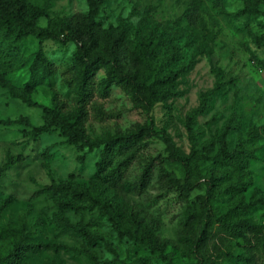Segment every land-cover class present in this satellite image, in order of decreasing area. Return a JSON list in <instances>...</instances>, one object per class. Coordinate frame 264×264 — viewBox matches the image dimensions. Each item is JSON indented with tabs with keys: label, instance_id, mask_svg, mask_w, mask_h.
<instances>
[{
	"label": "rangeland",
	"instance_id": "obj_1",
	"mask_svg": "<svg viewBox=\"0 0 264 264\" xmlns=\"http://www.w3.org/2000/svg\"><path fill=\"white\" fill-rule=\"evenodd\" d=\"M32 1L50 6L52 13L68 18L88 10L86 0ZM223 1L229 13L242 9L239 0ZM191 2L110 0L100 18L105 29L110 30L122 20L138 24L143 17L149 16L185 37L197 36L203 47L212 50V59L200 58L195 69L181 79L174 98L157 106L152 117L158 130L166 131L180 152L189 155L193 139L188 120L206 101L209 110L196 118L192 129L198 150L207 149L214 157L219 152L218 137L224 132L236 109L239 111L237 130L228 137L232 150L249 131L257 130L264 136V67L260 64L264 61V52L257 49L243 33L244 21L220 15L210 3L204 7L206 32L196 33L190 29L184 15ZM41 26L46 27L47 21L42 20ZM40 48L56 65L58 73L52 81H46L36 88L31 102L38 107H30L0 88V168L9 157L23 158V162L0 177V232L20 230L33 240L34 246H51L46 252L30 258L27 264H207L195 246L204 224L186 234L183 231L186 206L176 200L175 195L153 205L152 201L159 195L156 188L143 197L138 196L131 185L127 189L129 212L133 208L136 212L148 210L160 219L161 245H153L127 239L111 218L91 200L60 199L48 192L54 182L69 180L71 176L83 189L88 190L98 170L101 150L71 146L58 131L42 136L38 142L24 138L23 132L30 130L26 121L33 127L42 126L43 108L53 106L51 83L69 107L76 104V95L66 84L76 45L60 46L51 41L40 43L30 38L16 51L17 57L23 62ZM215 69L220 71V77L215 74ZM14 79L20 86H26L30 79L29 68L16 74ZM100 103L112 117L105 123L91 122V142L104 140L108 133L115 135L119 131L126 132L148 122L144 113L133 108L131 97L120 89H115L111 97ZM160 154L168 156V149L162 138H156L147 156ZM257 157L249 165L252 187L244 199L249 214L245 222L264 225V149ZM201 168L199 191L203 194L210 183L216 184L215 206L219 216L240 206V200L232 199L226 192L244 182V175L212 164H202ZM134 169L133 179L138 166ZM101 193L111 202L123 203V198L114 191L103 189ZM217 233L218 226H215L213 234ZM219 236L223 239V252L221 255L213 252L212 257L216 264H227L226 255H237L240 248L237 241L226 239L222 234ZM8 243L7 238L0 243V249Z\"/></svg>",
	"mask_w": 264,
	"mask_h": 264
},
{
	"label": "trees",
	"instance_id": "obj_2",
	"mask_svg": "<svg viewBox=\"0 0 264 264\" xmlns=\"http://www.w3.org/2000/svg\"><path fill=\"white\" fill-rule=\"evenodd\" d=\"M109 1L86 0L87 12L68 18L54 14L50 6L32 0H0V88L8 91L14 99L22 100L30 107H38L31 102L36 88L52 81L58 73L43 48L23 62L18 59L16 51L28 39L35 38L40 43L51 41L60 46L74 44L77 47L66 80L69 89L76 95L75 106L69 107L51 83L54 103L52 107L43 108V125L33 127L26 121L30 130H25L23 135L38 142L42 136L58 131L71 146L100 149L98 170L88 190L71 176L69 180L54 182L48 192L60 199L91 200L111 218L127 239L161 245L160 219L148 210L136 212L133 208L129 212L127 209L129 185L140 197L156 188L159 195L152 201L153 205L175 195V199L186 206L183 221L186 234L204 224L195 246L205 263L216 264L212 253L222 254L223 239L219 236L222 234L226 239L237 241L240 248L239 254L226 255L227 264H264V225L245 222L249 214L244 203L252 187L249 165L258 159L257 154L264 149V136L257 130L249 131L232 150L228 137L237 130L239 111L236 109L218 137L217 155L211 157L207 149L198 150L192 124L197 117L208 112L205 101L188 120L193 139L192 152L182 154L166 131L158 130L152 115L157 106L174 98L181 79L195 69L200 58L211 60L213 52L203 47L197 36L185 37L149 16L143 17L138 24L122 20L116 28L107 30L100 17ZM239 1L242 9L229 13L223 0H192L184 18L190 29L205 33L204 7L210 3L220 15L244 21L243 33L257 49L264 52V0ZM42 20L47 21L46 27L41 26ZM260 64L264 67V61ZM25 68H29V83L20 86L14 76ZM215 74L220 77L218 69H215ZM115 89L126 92L131 97L133 108L144 113L148 122L126 132L108 133L104 140L91 142L89 125L93 120L105 123L111 119L112 116L100 102L111 97ZM156 138L164 140L168 156H147ZM21 162L23 158L20 156L9 157L0 168V177ZM202 164L217 165L245 176L244 182L226 192L232 199H239L240 206L222 216L216 213V184L210 183L203 194L199 191ZM136 166L138 172L133 179ZM103 189L114 191L123 198V203L116 204L105 199L101 193ZM65 205L68 206V203L65 202ZM215 226H218L217 234H213ZM0 233V243L9 239L8 245L0 249V264H27L30 258L51 247L49 244L34 246L33 240L20 230Z\"/></svg>",
	"mask_w": 264,
	"mask_h": 264
}]
</instances>
